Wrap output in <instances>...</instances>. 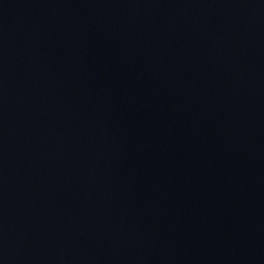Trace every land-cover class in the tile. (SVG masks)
<instances>
[{
  "label": "water",
  "instance_id": "1",
  "mask_svg": "<svg viewBox=\"0 0 264 264\" xmlns=\"http://www.w3.org/2000/svg\"><path fill=\"white\" fill-rule=\"evenodd\" d=\"M0 264H264V0H0Z\"/></svg>",
  "mask_w": 264,
  "mask_h": 264
}]
</instances>
